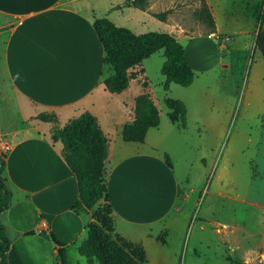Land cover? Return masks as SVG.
<instances>
[{"label": "crops", "instance_id": "obj_1", "mask_svg": "<svg viewBox=\"0 0 264 264\" xmlns=\"http://www.w3.org/2000/svg\"><path fill=\"white\" fill-rule=\"evenodd\" d=\"M125 1L102 7L101 0H0V101L6 104L0 106V137L11 144L3 168L11 203L0 213L9 239L7 264H61L51 235L64 245L69 264H87L78 244L92 218L72 210L76 179L61 142L51 138L50 123L35 116L43 112L54 114L61 126L82 112L96 117L109 143L104 168L114 233L141 244L147 264H157L148 247L167 244L158 239L163 230L168 235L178 223L185 229L194 188L187 186L186 172L179 181L171 154L188 127L184 100V127L170 121L167 107L164 112L157 107L159 124L147 130L143 142L124 141L122 128L133 120L142 89L127 96L135 79L120 93L103 83L107 70L94 20L104 17L120 26L115 12L131 23L154 20L159 12L148 7L149 0L140 8L123 6ZM184 53L192 68L196 59ZM139 69L145 73L142 62L134 70ZM198 120L204 126L213 122Z\"/></svg>", "mask_w": 264, "mask_h": 264}, {"label": "rangeland", "instance_id": "obj_2", "mask_svg": "<svg viewBox=\"0 0 264 264\" xmlns=\"http://www.w3.org/2000/svg\"><path fill=\"white\" fill-rule=\"evenodd\" d=\"M112 1L101 0V5L107 7ZM205 2L212 26L196 17L201 0H149L148 7L167 12L166 23L155 16L131 23L112 14L135 34L170 32L191 60L196 59L192 83L171 84L166 91L160 72L163 50L142 61L143 75L162 112L165 97L186 104L189 121L184 142L171 154L179 181L186 172L187 186L194 188L190 202L194 207L184 213V231L179 223L168 235L163 230L158 239L167 244L148 248L157 264H264V59L254 46L255 32L264 28V20L259 24L257 19L264 0ZM138 78L127 96L141 88ZM0 106L6 104L0 101ZM20 108L26 110L23 104ZM47 117L50 133L52 127H62L53 114ZM198 119L213 122L204 126Z\"/></svg>", "mask_w": 264, "mask_h": 264}, {"label": "trees", "instance_id": "obj_3", "mask_svg": "<svg viewBox=\"0 0 264 264\" xmlns=\"http://www.w3.org/2000/svg\"><path fill=\"white\" fill-rule=\"evenodd\" d=\"M148 0H126L123 6L140 8ZM260 8V7H259ZM167 12L154 13L158 20L164 21ZM199 20L213 21L205 0L196 12ZM259 24L264 20V5L258 11ZM95 31L104 50V64L107 75L103 80L105 89L120 93L128 87L131 79L139 76L141 93L134 99L133 120L122 128L124 141L143 142L147 130L159 124V109L149 90L150 83L143 75V69L135 67L159 50L165 57L160 72L164 76L163 89L171 83L187 86L193 80V70L189 65L184 47L170 32L147 31L135 34L126 27L117 26L108 18L94 20ZM254 46L264 59V28L255 32ZM168 117L172 122L185 126V108L181 100L164 98ZM52 114V113H51ZM55 121L56 116L53 114ZM37 119L49 122L47 112L37 115ZM51 138L62 144V156L75 176L78 196L72 210L75 213L92 211V221L87 224L86 235L78 244V251L86 257L87 264H147L144 248L139 243L125 241L113 229V208L109 201L105 179V160L108 156V138L101 130L96 117L82 112L69 119L62 127H52ZM166 162L169 163L167 156ZM4 159L0 156V213L11 203V192L3 177ZM61 264H67L64 245L56 241ZM164 243L163 240H160ZM9 239L6 229L0 223V264H7ZM235 264H248L235 262Z\"/></svg>", "mask_w": 264, "mask_h": 264}, {"label": "built area", "instance_id": "obj_4", "mask_svg": "<svg viewBox=\"0 0 264 264\" xmlns=\"http://www.w3.org/2000/svg\"><path fill=\"white\" fill-rule=\"evenodd\" d=\"M11 150V144L4 139H0V156L4 159L5 155Z\"/></svg>", "mask_w": 264, "mask_h": 264}]
</instances>
